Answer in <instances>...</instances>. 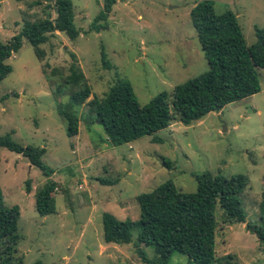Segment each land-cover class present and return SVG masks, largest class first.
I'll use <instances>...</instances> for the list:
<instances>
[{
  "label": "rangeland",
  "instance_id": "1",
  "mask_svg": "<svg viewBox=\"0 0 264 264\" xmlns=\"http://www.w3.org/2000/svg\"><path fill=\"white\" fill-rule=\"evenodd\" d=\"M200 1L204 0H116L107 19L93 23L102 0H71L78 32L74 40L59 32L47 35L37 59L22 39L19 50L5 61L10 73L0 82V136L43 148L41 161L53 171L48 179L55 182V212L40 217L33 193L47 178L20 155L0 148L3 205L19 210L15 256L20 264H140L134 251L136 229L129 244H105L101 215L135 221L136 196L165 182L192 193L194 176L204 172L243 175L247 185L238 198L245 221L258 222L264 175V69H255L258 93L188 126L172 120L167 128L128 144L109 145L85 104L75 108L79 122L73 137L66 135L59 115L70 109L71 89L63 80L71 64L90 88L86 101L102 98L120 78L130 83L140 106L160 92L170 95L174 86L205 72L189 19L190 9ZM208 1L217 14L232 12L246 46L253 44L254 28H264V0ZM47 14L55 17L50 0H0V42L16 35L24 22ZM152 138L160 142L152 143ZM214 215L216 259L227 256L228 264H264L258 242L244 224H223L217 206ZM101 246L106 250L101 252ZM140 248L146 257L155 256L152 247ZM185 261L184 255L174 253L168 264Z\"/></svg>",
  "mask_w": 264,
  "mask_h": 264
},
{
  "label": "trees",
  "instance_id": "2",
  "mask_svg": "<svg viewBox=\"0 0 264 264\" xmlns=\"http://www.w3.org/2000/svg\"><path fill=\"white\" fill-rule=\"evenodd\" d=\"M55 15L33 22H24L20 31L5 43L0 42V82L10 73L5 61L16 53L22 39L32 47L37 59L41 58L39 46L47 35L63 33L70 41L78 32L73 25L71 0H50ZM116 0H102V6L93 23L105 21ZM189 19L196 34L207 70L198 76L173 87L170 95L160 92L143 106L134 96L130 83L117 79L102 98L90 96V88L76 65L68 68L63 83L69 92L67 111H59L65 122L68 137L77 134L79 122L76 107L86 105L87 114L102 128L111 146L131 143L143 136H150L168 127L172 120L183 126L199 121L210 112L242 100L260 91L255 69H264V28H254L255 40L246 46L235 15L230 11L215 13L213 2L196 3L189 11ZM106 68L105 55H100ZM74 108V109H73ZM152 143H159L156 138ZM0 148L23 157L30 166L38 169L47 181L33 193V207L37 215L54 214L52 193L55 182L48 178L53 171L45 166L41 157L43 148L22 146L9 136H0ZM195 191L183 193L165 182L150 192L135 197L138 218L135 221H118L108 213L101 215L102 239L106 244L124 245L132 242L131 231L136 229L135 254L141 264H168L174 254L184 255L186 264H216L225 261L214 256L216 220L214 209L221 211L223 224H244L246 231L255 236L264 258V175L262 200L256 224L245 221V213L238 196L247 185L243 175L223 177L204 172L194 176ZM104 183V181H101ZM30 189L26 182V193ZM17 206L6 208L0 192V264H20L16 258L19 240L16 223ZM142 247H152L153 258L144 254ZM34 264H40L36 262ZM225 264H228L225 261Z\"/></svg>",
  "mask_w": 264,
  "mask_h": 264
},
{
  "label": "crops",
  "instance_id": "3",
  "mask_svg": "<svg viewBox=\"0 0 264 264\" xmlns=\"http://www.w3.org/2000/svg\"><path fill=\"white\" fill-rule=\"evenodd\" d=\"M105 244H106V243H105ZM114 245H115V244H114ZM112 249H114V248H112ZM105 250H106V248L101 246V252H103V251H105ZM115 250H117V249H115ZM140 264H141V263H140ZM184 264H186V261H185Z\"/></svg>",
  "mask_w": 264,
  "mask_h": 264
}]
</instances>
